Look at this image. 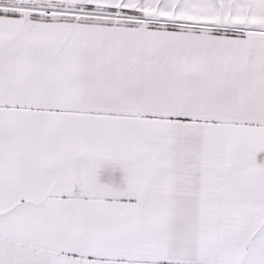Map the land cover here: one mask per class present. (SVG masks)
<instances>
[{
  "label": "snow or ice",
  "instance_id": "6c2138e0",
  "mask_svg": "<svg viewBox=\"0 0 264 264\" xmlns=\"http://www.w3.org/2000/svg\"><path fill=\"white\" fill-rule=\"evenodd\" d=\"M0 264H264V0H0Z\"/></svg>",
  "mask_w": 264,
  "mask_h": 264
}]
</instances>
